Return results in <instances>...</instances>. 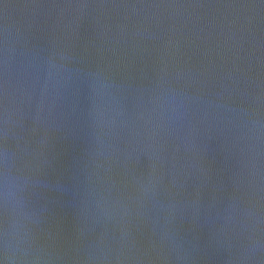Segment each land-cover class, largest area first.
<instances>
[{
  "label": "water",
  "instance_id": "95a60500",
  "mask_svg": "<svg viewBox=\"0 0 264 264\" xmlns=\"http://www.w3.org/2000/svg\"><path fill=\"white\" fill-rule=\"evenodd\" d=\"M0 264H264V0H0Z\"/></svg>",
  "mask_w": 264,
  "mask_h": 264
}]
</instances>
